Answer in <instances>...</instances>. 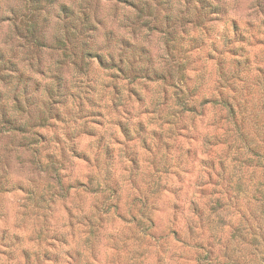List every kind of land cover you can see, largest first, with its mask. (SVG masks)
<instances>
[{
	"label": "clouds",
	"instance_id": "1",
	"mask_svg": "<svg viewBox=\"0 0 264 264\" xmlns=\"http://www.w3.org/2000/svg\"><path fill=\"white\" fill-rule=\"evenodd\" d=\"M0 264H264V0H0Z\"/></svg>",
	"mask_w": 264,
	"mask_h": 264
}]
</instances>
